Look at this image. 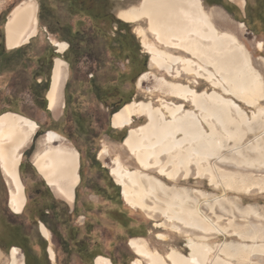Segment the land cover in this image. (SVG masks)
I'll return each instance as SVG.
<instances>
[{
	"label": "bare ground",
	"instance_id": "6f19581e",
	"mask_svg": "<svg viewBox=\"0 0 264 264\" xmlns=\"http://www.w3.org/2000/svg\"><path fill=\"white\" fill-rule=\"evenodd\" d=\"M220 11L215 8L206 12L201 0H143L139 7L114 12L117 19L126 23L145 19L149 33L158 43H150L145 31L138 29L142 45L151 56L148 66L165 72L174 81L149 72L142 74L137 87L151 80L152 89L162 95L159 106L152 101H132L112 115L111 124L117 129L129 127L134 118H145L146 122L130 129L123 141L141 170H129L116 159L110 168L111 175L121 186L122 197L130 207L146 212L151 218L156 214L163 216L173 230L187 235L190 249L188 256L176 249L163 256L151 250L144 239L134 238L130 245L139 258L132 264H144L141 259L146 264H256L251 256L264 252V244L255 243L258 238L264 239L263 230H258L260 226L239 225L232 220L228 224L234 233L253 240L252 245L208 242L211 237L227 235V228L221 224L224 217L216 212V208L222 212L226 209L227 190L248 193L255 187H264V178L253 173L254 168L264 167L261 121L264 109L259 106L249 121L233 99L215 90L201 93L196 90L199 80H204L214 89L249 104H257L262 97L263 81L249 52L233 34L220 31L227 25V17ZM36 12L35 0L25 1L12 11L5 24L7 49L19 48L35 37ZM53 44L59 54L66 50L63 43L53 41ZM53 66V82L46 99L49 111L57 114L64 107L69 65L58 57L54 58ZM179 79L188 84L177 82ZM164 97L183 103L168 102ZM184 103L193 109L186 110ZM232 110L236 117L232 116ZM37 130L38 124L28 117L12 112L0 115V169L8 189L9 208L16 215L23 213L27 200L19 172L23 151L33 142ZM36 145L32 158L36 171L57 198L73 204L80 181L78 151L54 131L46 132ZM102 154L107 156L108 152L102 150ZM145 171H154L175 183L191 178L207 179L223 193L217 196L177 184L167 186ZM236 209L246 216L257 215L253 206ZM40 231L50 240L49 230L41 223ZM48 251L55 261L52 245ZM94 261L112 264L103 256ZM0 264H25V260L20 250L12 247L8 259L0 249Z\"/></svg>",
	"mask_w": 264,
	"mask_h": 264
},
{
	"label": "rangeland",
	"instance_id": "374dc122",
	"mask_svg": "<svg viewBox=\"0 0 264 264\" xmlns=\"http://www.w3.org/2000/svg\"><path fill=\"white\" fill-rule=\"evenodd\" d=\"M29 0H0V33H4L5 36V24L7 23L8 17L12 11L18 7L21 3ZM143 0H114L115 10L118 9H127L131 7H139ZM202 5L206 12H210L215 8H219L223 15L227 17V25L224 28H220V31L233 34L238 41L247 49L249 52L253 67L258 71L263 81V93L262 97L258 100L257 104H249L244 100L237 99L230 93L224 94L220 89H214L204 80H199L200 85L196 88L198 92L213 90L217 91L220 94H223L226 98L233 99L244 111L249 121L252 120V116L257 114V109H264V58L253 46V36L249 33L247 26L245 25L244 19H242L237 12L234 15L228 14L220 6H208L204 3ZM232 2L242 6L241 0H231ZM223 10V11H222ZM37 14V12H36ZM132 25V30L141 45V50L147 58V65L150 60V54L146 53L145 48L142 45L141 36L138 34V29H143L147 40L150 43L158 45L157 41L148 31V25L145 19L136 23H130ZM240 24H244V27H240ZM47 38H50L51 41L59 42L58 39L51 33L44 35L38 33V35L30 39L28 44H25L19 48L15 49H5L6 52L11 55L13 52L18 51L15 54V61L12 63L11 68L0 74V115L6 112L17 113L28 117L34 120L38 124L37 134L38 138H35L36 141L31 143L23 151V169L20 172L22 182L25 186V196L27 198L26 205L24 207L23 213L20 215L14 214L8 205V189L5 184L2 172L0 169V239L4 238L3 229L6 227L17 226L18 224H24V232L20 229L16 230L22 235H25L28 239V247H32L36 239L40 238L42 235L39 231L40 223L43 224L38 217L40 211L43 207L50 206L54 210L47 211L48 221L50 224H55L52 220L53 213L56 215L57 223L56 228L67 240V250L69 254L64 253L62 250L58 239L51 233L50 240H45L47 243V248L49 245L55 250L56 260L52 261L49 254L47 257L49 260L43 264H94L92 257L97 254L98 251H93L88 255H78L77 242L80 239H83V246L87 251H91L93 244L97 241H102L106 244V234L109 235V238L116 237L118 232L116 228L112 225H105V221L94 222L92 219L95 216L88 215V209H95L98 206H103L105 203V198L97 195V189L93 185H99L101 187L105 186V183L101 180V173L97 171L96 168H93L91 165V159L94 156L97 157L98 163L106 168L107 175L116 185L117 191H119L118 196L121 197L124 207L132 213L139 221H144L148 223L151 232L145 241L148 244V247L153 251H158L161 255L166 256L171 249L179 250L182 254L188 256L190 254V249L187 247V235L185 233H180L173 230L169 223L166 222L165 218L160 214H156L155 218H151L146 212L140 209H134L130 207L122 197V188L118 185L113 176L111 175L110 168L113 166L112 162H115L116 159H119L122 164L127 167L129 170H141L138 165L135 157L131 152L123 145V141L114 142L107 138L106 129L111 125V108L108 109L107 106L98 102L93 96H90L89 81H100L106 82L104 79L109 76L107 71L103 69L100 70L92 59V55H99L101 49H85L83 55L79 59L71 60L72 66L69 65L68 68V80L65 84L63 101L64 107L59 108L57 114H53L49 110L44 111L42 106L46 103H42L38 98H35L34 92L41 96L40 86L45 83L47 80V71L49 64H53L52 55L55 53L57 48L49 42ZM67 50V49H66ZM89 52L92 55H89ZM59 58L64 57L65 51L62 54L56 53ZM107 54V53H106ZM175 55H180L178 52H174ZM58 58V57H56ZM64 60V59H63ZM65 61V60H64ZM119 67L115 71H118ZM151 73L158 77H165L168 81H174L170 76L165 72H160L156 69H151L149 66L144 70V73ZM141 74V75H142ZM139 75L136 79V85L131 90L130 84L123 86V92L125 100L128 102L132 101H152L155 106H159V99L162 98V95L157 91L152 89V81L143 83L141 88L137 87V81ZM92 76V78H91ZM102 77L101 79H98ZM116 78V76H113ZM177 82L182 84H188L185 79H179ZM47 93V92H46ZM44 93L43 98L45 99ZM168 102L174 103H183L174 98L164 97ZM185 104L186 110L193 109L192 106L188 103ZM75 111L79 112L86 123V131L79 132L75 128L73 121V114ZM233 117H236V113L232 110L231 112ZM261 121L264 122V115L261 118ZM146 122L145 118H134L133 123L129 127H125L122 130L127 136V132L130 129H134ZM54 131L62 135L65 140L73 146L79 153V176L80 181L78 186L75 189V201L73 204H68L53 193L51 188L46 184V181L38 174L33 166V155L37 148V140L44 135L45 132ZM102 150H106L108 155L102 154ZM21 163V164H22ZM146 173L160 179L167 186H173L177 184L180 187H188L196 190L205 191L206 193L212 195H221L223 192L220 189H215L209 184L207 179H189L188 182L185 180H179L175 183L173 181L167 180L165 177L159 176L154 171H145ZM253 173L256 177L264 178V167L254 168ZM47 187L48 191L42 192V194L37 193L36 188ZM225 198L229 200L227 205H225V210L223 212L216 208V212L219 215H222L224 218L221 221L222 225H225L227 228L226 236H216L209 239L211 245H219L224 243H241L252 245L254 242L251 239H244L240 237L237 233H234V229L229 226V221L232 220L235 224L250 226H260L258 230L263 233L264 237V187H255L251 192L244 193L243 191L236 190H227L225 192ZM89 201V203L87 202ZM234 201V202H233ZM87 203L88 208L85 209L82 206V203ZM228 203L231 205H228ZM237 204V205H235ZM245 208L247 206H253L256 208L257 215H243L236 209V207ZM76 209V212H73ZM219 211V212H218ZM222 213V214H221ZM36 218V220H34ZM100 224H103L102 227ZM155 224H162V226H156ZM254 224V225H253ZM44 225V224H43ZM89 229L86 230V227L89 226ZM108 227V230L106 228ZM105 228V229H104ZM262 228V229H261ZM93 229V230H92ZM250 229V228H249ZM90 230L92 232L90 233ZM103 234L105 237L103 238ZM162 234L165 237L159 238L158 235ZM128 237L120 238L116 237L114 243L112 244V253L110 256H113V252L121 251L122 249H129ZM43 241V240H42ZM4 242V241H3ZM3 249L1 251L9 258V252L13 247H17L20 252L23 254L22 249L18 246L20 244L16 241L9 240L4 242ZM258 245L264 244L263 238H258L255 242ZM104 250V249H103ZM135 258H139L134 255ZM28 261L30 264V254L28 256ZM253 261L256 264H264V252H256L252 256ZM235 259V258H232ZM144 264L146 261L141 259ZM235 261V260H233ZM168 262V261H167ZM169 263V262H168Z\"/></svg>",
	"mask_w": 264,
	"mask_h": 264
},
{
	"label": "flooded vegetation",
	"instance_id": "af4514ba",
	"mask_svg": "<svg viewBox=\"0 0 264 264\" xmlns=\"http://www.w3.org/2000/svg\"><path fill=\"white\" fill-rule=\"evenodd\" d=\"M203 1L208 6H220L224 10L226 9L227 11H225L230 15H234L238 11L229 0ZM255 1L259 5L264 4V0ZM35 2L37 4V33L35 37L38 33L44 35L51 33L54 35L59 43L66 45L67 50L71 49L67 54L70 61L81 58L85 49H90V51L91 49H142L132 30V25L115 17L114 0H35ZM47 39L53 44L50 38ZM53 46L56 48L54 44ZM5 49L7 47L5 36L2 32L0 33V74L8 71L15 61V55H9ZM89 55L91 56L92 53L89 52ZM92 59L97 65L98 71V68L104 65L105 55H92ZM143 63L145 68H147L146 56L143 57ZM136 79L131 82L133 87L136 85ZM121 81L122 84L119 87L111 86L110 88H104L101 85V80H90V93L88 94L107 106L108 109L112 108V96L116 90L123 91V85L126 83L123 79ZM73 121L75 128L79 132L87 130L86 123L78 111H75L73 114ZM105 132L107 138L111 141L120 143L124 141L125 133L122 130H115L110 125ZM91 165L101 173V180L105 183L103 187L96 184L93 185L97 189V195H109L115 184L108 177L106 168L98 163L96 156L91 159ZM42 188L44 189L40 187L36 188L37 193L42 194V192L48 191L47 187ZM21 238L19 235L16 241H19ZM76 247L80 253H84L83 245L80 241L77 242Z\"/></svg>",
	"mask_w": 264,
	"mask_h": 264
},
{
	"label": "crops",
	"instance_id": "0c3cea01",
	"mask_svg": "<svg viewBox=\"0 0 264 264\" xmlns=\"http://www.w3.org/2000/svg\"><path fill=\"white\" fill-rule=\"evenodd\" d=\"M229 2L237 8L240 17L244 19L249 33L253 36V46L264 58V4L259 5L255 0H244L242 6L231 0H229ZM104 52V65L99 67V69L107 71L109 76L104 79L106 82H102L101 85L104 88H110L111 86L119 87L122 84L121 79H123L126 81L123 86L130 84L132 88L131 90H133L134 87L131 85V82L146 69L143 63V57L145 56L143 51L141 49H106ZM117 66L119 67V70L115 71ZM113 76H116V78ZM101 78L102 77L98 79ZM119 93L121 98L125 100L124 96H122L124 92L120 90ZM101 197L105 198L104 205L98 206L95 209H88V215L95 216V218L92 219L94 222H101V220H104L105 225L110 224L115 227L118 232L116 237H128L127 239H130L128 243L129 249L125 248L121 251L113 252V256H110L112 253V244L116 237L115 239L114 237L110 239L109 235L106 234L107 237H105V234H103V238H106V244L102 241H97L93 244L91 251H84V253L81 254L84 256L93 251H98L95 255L100 254L101 256L108 258L112 264H132L137 259L134 256H137V254L130 245L131 239L141 238L145 240L151 232V229L148 223L139 221L124 207L123 201L118 196V191L115 187L110 191L109 195ZM87 202L89 203V201ZM82 206L85 209L88 208L87 203L83 202ZM102 225L103 224H100V226ZM89 227L90 225L86 227V230H88ZM92 230H90V233ZM106 230H108V227ZM40 238L43 239L45 237L41 236ZM42 244L43 241L41 239H36L33 243V253L30 254V264H43L46 259L49 260L47 257V247L46 250H43L41 247ZM83 249L86 248L83 246Z\"/></svg>",
	"mask_w": 264,
	"mask_h": 264
},
{
	"label": "trees",
	"instance_id": "16d2710c",
	"mask_svg": "<svg viewBox=\"0 0 264 264\" xmlns=\"http://www.w3.org/2000/svg\"><path fill=\"white\" fill-rule=\"evenodd\" d=\"M226 10V9H225ZM227 11V10H226ZM71 50V49H68L65 54H64V57L63 59L68 62L70 64V66H72V63L71 61L68 59V51ZM105 50L104 49H101L99 55H105ZM18 51L16 52H13L11 55H15ZM56 57H59L56 53H54L52 55V58H56ZM54 60V59H53ZM48 67V70L49 72L47 71V80L45 81V83H43L40 88H41V96H39L37 93H33L35 98H38V100H40L43 104L46 103V99L43 98V95L44 93H46L48 90H49V87H50V74H51V70H52V67H53V64L50 66L49 64L47 65ZM113 98V99H112ZM111 100H112V103L113 105L112 108H111V114L110 115H113L115 114L116 112H118L124 105L130 103V102H124V100L121 98L120 96V93L119 91H115L114 95L112 96ZM42 109L44 111H47V104H45L44 106H42ZM5 113V112H4ZM3 114V113H2ZM23 169V163L20 165V171H22ZM115 188H116V185H114ZM48 190V188H47ZM119 194V193H118ZM121 198V197H120ZM49 210H54L53 207H50V206H46V207H43L40 211V215L36 216L39 218V220L51 231V233L58 239L59 241V244L62 248V250L64 251V253L66 254H69V251L67 250V240L63 237V235L58 231V229L56 228V223L58 222L57 219H56V215L55 213H53V216H52V220L54 221V225L53 224H50V222L48 221V215H47V211ZM73 212H76V209H74ZM34 220H36V218H34ZM20 229L22 232H24V224L20 223L18 224L17 226H13V227H6L3 229V232H4V239L3 241L6 242V241H9V240H13V241H16V238L19 237V235L22 237L19 241H16L20 244V246H18L20 249H22L23 253H24V260H25V264H29V261H28V256L29 254H32L33 251H32V247L30 246V248L28 247V239L25 235H22V233H19L18 230ZM16 237V238H15ZM43 240V244H42V248L43 250H46V247H47V243L46 241ZM2 241V239H0V248L3 249V245L5 244L4 242ZM80 243L83 244V239H80ZM14 245H12L11 247H13ZM85 252H88L86 249H84ZM78 255L81 257V253L80 251H78ZM98 256H101L100 254L98 255H95L92 257V260H95L96 257Z\"/></svg>",
	"mask_w": 264,
	"mask_h": 264
},
{
	"label": "water",
	"instance_id": "95a60500",
	"mask_svg": "<svg viewBox=\"0 0 264 264\" xmlns=\"http://www.w3.org/2000/svg\"><path fill=\"white\" fill-rule=\"evenodd\" d=\"M55 53H58L57 51H55ZM53 72H54V66L52 67V70H51V76H50V87H49V89L51 88V85H52V82H53ZM49 91V90H48ZM45 99H46V95H45ZM47 110H49V108H48V105H47ZM111 126H112V124H111ZM113 127V126H112ZM128 132H129V130H128ZM128 132H127V134H128ZM46 133V132H45ZM44 133V134H45ZM38 136H39V134H37L36 133V135H35V137H34V140H33V142L32 143H34L35 141H36V139L35 138H38ZM125 139V138H124ZM123 139V140H124ZM36 170V169H35ZM37 172V171H36ZM47 184V183H46ZM74 201H75V198H74ZM39 231H40V226H39ZM40 233H41V231H40ZM41 235H42V233H41ZM43 236V235H42ZM45 240H47V239H45ZM47 253L49 254V251H48V248H47Z\"/></svg>",
	"mask_w": 264,
	"mask_h": 264
}]
</instances>
